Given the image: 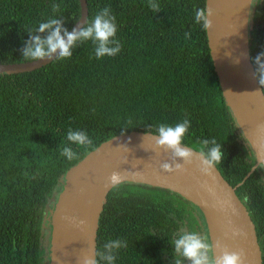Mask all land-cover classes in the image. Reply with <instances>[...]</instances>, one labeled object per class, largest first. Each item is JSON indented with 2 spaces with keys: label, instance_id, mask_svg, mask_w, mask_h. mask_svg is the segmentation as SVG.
Wrapping results in <instances>:
<instances>
[{
  "label": "trees",
  "instance_id": "16d2710c",
  "mask_svg": "<svg viewBox=\"0 0 264 264\" xmlns=\"http://www.w3.org/2000/svg\"><path fill=\"white\" fill-rule=\"evenodd\" d=\"M156 2L161 11L154 13L148 0H86L89 21L106 6L116 17L122 49L114 57L96 59L95 45L86 41L71 58L0 74V264H50V212L66 174L88 153L117 135L155 134L159 124L185 118L184 145L198 151L204 139L222 144L216 167L250 212L264 264V169L251 172L254 154L223 97L206 31L195 23L205 0ZM79 17V0H0V64L30 62L20 49L40 23L62 18L70 31ZM248 46L252 63L264 51V0L251 1ZM69 129L93 141L87 148L70 145L77 153L72 160L60 154ZM181 228L210 237L207 217L194 203L128 182L107 196L97 249L123 239L127 248L114 264H173L171 242Z\"/></svg>",
  "mask_w": 264,
  "mask_h": 264
},
{
  "label": "water",
  "instance_id": "95a60500",
  "mask_svg": "<svg viewBox=\"0 0 264 264\" xmlns=\"http://www.w3.org/2000/svg\"><path fill=\"white\" fill-rule=\"evenodd\" d=\"M251 1L205 0V9L212 8L214 11L211 17L213 26L205 31L223 97L254 154L256 164L251 169L254 172L258 165L264 169V128L260 127L264 125V95L256 91L259 85L253 79L248 46ZM79 4L80 17L73 27L87 18L86 0H79ZM48 63L50 61L45 60L0 64V74L29 72ZM154 135L132 131L112 137L68 171L56 205L50 212V264H79V258L90 256L92 250L97 249L99 217L112 189L107 185L111 172L119 171L126 175L131 167L139 164L160 166L170 162V152L155 147ZM177 174L187 178L201 192L207 208L170 188L129 179L125 183L158 187L179 194L205 213L213 244L217 228L230 250L244 251V264H262L258 234L250 212L237 195L236 187L226 181L220 170L215 167L205 173L194 163ZM81 220L84 221L82 225L79 224ZM232 227L239 228L243 235L233 238Z\"/></svg>",
  "mask_w": 264,
  "mask_h": 264
},
{
  "label": "clouds",
  "instance_id": "9594fccd",
  "mask_svg": "<svg viewBox=\"0 0 264 264\" xmlns=\"http://www.w3.org/2000/svg\"><path fill=\"white\" fill-rule=\"evenodd\" d=\"M148 6L154 13L161 11L156 0H148ZM52 10L58 12L60 5L53 4ZM213 15L212 8H198L195 10V23L201 25L202 29L208 30L213 26L211 19ZM64 25V19L50 18L47 22L40 23L34 31H29L28 39L24 41V46L20 49L22 57L26 61L32 62L45 60L55 62L71 58L74 49L86 41H91L95 45L96 59L104 56L114 57L122 49L121 42L116 39V17L112 15L110 6L101 9L90 21L85 18L82 24H77L71 31ZM189 38L190 33L186 32L185 39ZM252 63L254 65L253 79L259 85V89L256 91L258 94L264 95V92L261 91L264 89V51L252 58ZM189 127L190 121L187 118L174 126L161 123L156 127L153 136L155 147L170 152V162L160 165L162 171L166 173L183 172L187 166L196 163L202 172L207 173L224 159L222 144H218L214 138L202 140L198 151L185 146L183 141ZM260 127L264 128V125H260ZM66 139L69 146L63 147L60 154L68 160L77 158V153L70 145L87 148L93 144L88 134L81 130L69 129ZM126 180L127 177L121 172L113 171L107 177V185L113 190L119 191L120 186ZM83 223V220L79 221L80 225ZM231 233L233 238L243 235L242 231L235 227L231 228ZM171 245L173 264H186V262L187 264H244L245 253L242 249L229 250L218 239L213 244L207 233L201 234L198 231H186L181 228ZM121 248H127L125 240H108L100 249L94 248L90 256L84 255L79 258V264H101V262L114 264L117 258L116 253Z\"/></svg>",
  "mask_w": 264,
  "mask_h": 264
},
{
  "label": "bare ground",
  "instance_id": "6f19581e",
  "mask_svg": "<svg viewBox=\"0 0 264 264\" xmlns=\"http://www.w3.org/2000/svg\"><path fill=\"white\" fill-rule=\"evenodd\" d=\"M125 176L129 180L170 188L207 208L206 199L187 178L177 173H166L158 165L139 164L131 167ZM217 239L230 250L222 232L216 228L215 242Z\"/></svg>",
  "mask_w": 264,
  "mask_h": 264
}]
</instances>
